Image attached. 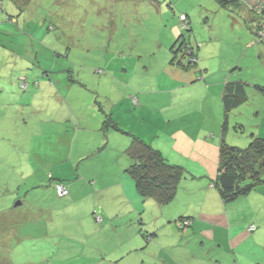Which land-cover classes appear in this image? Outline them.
Masks as SVG:
<instances>
[{
  "label": "rangeland",
  "instance_id": "1",
  "mask_svg": "<svg viewBox=\"0 0 264 264\" xmlns=\"http://www.w3.org/2000/svg\"><path fill=\"white\" fill-rule=\"evenodd\" d=\"M249 11L245 4L226 8L218 0H0V264H40L41 247L54 238L65 240L60 254L64 245H68L70 257L75 261L76 245L70 238H98V234L83 236L82 210L75 213L72 210L71 218L54 222L48 220L51 214L49 218L33 220L41 213L35 211L44 205L64 207L52 194H44L52 189V176L69 181L75 190L90 196L91 181L100 175L97 189L111 186L119 162L124 161L123 149L116 151L117 146H109L108 150H100L96 146L95 140L102 134L91 130L96 128L97 121L90 120L95 127L90 126L91 130H78V122L67 125L54 122L74 114L76 107L71 111L67 108L73 105L70 98L80 93L85 104L93 96L92 104L106 105L125 129L155 146L160 139L155 125L161 122L151 120L152 110L162 109L166 113L170 107L180 111L193 107L196 114H189L193 118H186L185 126L193 125V130L198 127L194 124L206 120L207 132L202 140L182 133L178 143L182 147L174 149L179 156L203 165L207 172L200 173L199 165L192 162L191 169L184 165V160L182 164L179 162L186 167L188 177L180 184V202L189 203L185 195L189 188L194 204H200L199 209L210 205L222 209L225 226H219L220 222L212 217V222L204 220L207 225L201 227L200 234L206 238H231L243 260L264 264L254 258L256 254L264 256V184L231 201L223 200L217 188L211 187L214 193H208L210 179L216 175L211 168L216 166L214 160L219 157L221 141L222 123L218 122L223 120L224 113L220 94L228 81L249 84V100L231 113L232 123L225 138L229 143L246 147L252 133L264 134V96L252 86H264V40L250 29L258 18L256 11ZM251 41L254 43L250 46ZM195 53L198 64H192L189 70H177V82H170L171 59L190 56L191 64ZM203 74L207 80L191 82ZM23 83L25 90L20 87ZM183 84L187 87L181 91L186 96H179L175 92ZM122 91L131 103L113 105L124 95ZM139 95L147 102L143 110L132 107ZM155 95H162L165 102H148ZM139 104L144 103L140 100ZM127 109L138 111L135 115L141 119L140 124L123 119ZM168 122L166 119L162 126L166 134L173 131ZM160 143L165 152L164 146L169 142ZM82 153L91 154H85L79 162ZM201 156L200 161L194 159ZM198 173L199 176L193 177ZM82 182L87 185H81ZM117 196L101 192L96 199L109 207ZM95 197L91 195L86 200L93 202ZM202 197L207 199L206 204ZM80 201H68L66 206L71 208ZM143 202L140 213L147 222V231L152 233L146 235L142 220L143 238L189 237L190 231L182 232L175 223L163 224L167 227L159 230V234L153 233L155 215H160V211L154 199ZM170 207L163 208L165 220ZM16 223L18 238L12 240ZM244 238L261 239L256 240L255 251H244L238 243V239ZM226 248L227 245L221 247ZM225 254L231 264L238 262L232 250L226 249ZM56 261L65 263L69 261L68 255L62 254Z\"/></svg>",
  "mask_w": 264,
  "mask_h": 264
},
{
  "label": "crops",
  "instance_id": "2",
  "mask_svg": "<svg viewBox=\"0 0 264 264\" xmlns=\"http://www.w3.org/2000/svg\"><path fill=\"white\" fill-rule=\"evenodd\" d=\"M251 42L254 43V41ZM251 42L249 44H253ZM169 67L171 72L168 73L169 74L168 80L170 79V82H177L176 78L178 74H175V72L177 70H182L181 67L177 66L176 64L173 65L171 63L169 64ZM193 76L195 77V75ZM202 76L203 77L201 78H197V79L195 78V80H192L191 82H197L196 80L202 82L201 81L202 79L203 81L207 80V76L205 74H203ZM183 82H188V81L183 80ZM186 87L187 86L183 84V88L178 87L177 88L178 91L175 93H177L179 96H186L181 91ZM200 88L202 87L200 86ZM222 93L223 90L220 94V99H222ZM122 95H123L122 97L116 99L115 105H119L121 100H123L125 106L126 104L128 106L131 103V99L127 98V95L124 93V91H122ZM150 99H152L148 101L150 103L159 100H161L162 103L165 102L164 100L165 98L162 95H155ZM137 100L138 103L134 105V108L141 107L143 110L147 102L143 100L141 95L137 97ZM140 100L144 104L142 105L139 104ZM132 107H133V103H132ZM124 112H125V114L123 115L124 120H127V122L136 121L137 123L140 124L141 119H139L135 115V113H137L138 111H130L127 109ZM193 112L195 115L196 112L195 109H193V107L186 111H180L177 109V107H170L169 111H167L166 113L162 109H155L152 110L151 112V118H152L151 120L154 119L153 122L155 123L161 122L159 125H155V128L157 127L160 134V139H158V143H157L158 145H156V147L160 148L159 144H161L160 143L161 141L162 142L168 141L169 143L167 146L163 145L165 147V152L161 148L160 149L163 151L164 155H166L170 159L172 163L179 164L180 162L182 164L184 160L186 162L184 165L187 164L186 165L187 168L191 169L189 165L192 162L196 165H199L197 170L200 173L201 172L203 173L205 171V167L203 165L193 162L191 161V159H187L184 156H179V154L174 149V147L176 149L178 147V150H180L179 148L182 147L178 145L182 133L191 134V136L192 137L194 136L193 138H195L196 140H202L203 136L205 135V132H207V129L204 128V125L207 122L206 120L194 124L197 125L198 127L193 130H192L193 125L189 127L185 126V119L193 118V116L189 115L192 114ZM167 115H170L171 117ZM166 119L169 121L168 124L171 127V129H173V131H171V133L169 134H166V128L162 127L164 125L163 122ZM201 119L204 118L201 117ZM92 121L94 122L95 120ZM119 121L121 120L119 119ZM222 121L218 122V124L220 125ZM77 122L78 123L81 122L80 124H82L83 120H78ZM98 122L96 124L98 127L96 125H95L96 128L91 126V128H95L92 129V132L94 133L100 131V125L98 124ZM231 123L232 120L230 118V124ZM83 126L84 125L82 124L81 127ZM181 126L183 128H181ZM220 126H222V124ZM78 128L80 129V126ZM229 130H230V126L228 132ZM193 131H195L196 133L194 134ZM108 134L109 135L107 136V138L104 137L102 134L99 139L95 140L96 146H98V148L104 147V145L106 144L105 147L117 146L116 151L122 150L129 141L127 135H123L121 133L119 134L118 132H114V131H110V133ZM119 135H123V136H119ZM248 141L249 139H247V142ZM93 145H95V142L93 143ZM186 153L190 155L189 152L186 151ZM85 154L89 156V154L91 153H82L79 156V162L82 161L83 156ZM197 158L198 159L196 158L194 159L200 161L202 156ZM214 161L217 166L219 162V157L217 156ZM119 164H120L119 171H117V175L115 173L113 174L115 176V180L113 181L111 186L102 185L101 190L100 189L98 190L97 186L98 184H100L99 181V179H101L100 175L96 178L95 181L94 180L91 181V184H93L92 185L93 190L91 195L96 196L93 202H89L86 200V198L91 196V195L89 196L90 193H84L83 191H79L78 189L75 190L73 188V185L71 183L69 184L68 181H64L67 184H69V188H70V195L67 197H58L56 192L53 190V188L49 191H45L44 193L45 195L52 194L54 198L58 200L57 202H59L64 207H60L59 205L57 206L53 204V207L51 208L49 205H44L43 207L35 211L36 213L38 212L41 213L38 216L36 215L33 220H35L38 217L46 218L47 216L49 218V214H51L50 218L47 219L51 220V222H54L55 220L63 219L64 217L71 218L69 215H71L72 210L74 211V213L75 211L77 212L82 210L85 211V215L82 222V229L84 233L83 236H95L98 234V238H70V239H74L73 241L76 245L73 248L74 250H76L75 261L73 258L70 257V252L72 251L70 250L68 245H64L63 251L61 250V254H60L61 243L65 241L63 238H58V239L54 238L50 241H46L47 243L44 242V245L41 247V251H43V254H42V258L38 260L40 261V264H42V262L44 264H54V263L55 264H231L230 260L225 258L227 257V255L225 254L226 249L232 250L234 253H236L237 261H238L236 264H250V261H246L245 259L243 260L238 255L231 238L230 239L206 238L204 234H200V231H202L201 227L207 225V222L204 220H209V222H212V219H210L212 217H216V220L220 222L218 224L219 226H225V224L222 222L224 221V217L222 213L223 211L222 209L218 208L216 205H210L209 207H206V209L204 207L199 209L200 204L199 205L194 204V201L191 198V192L188 191L190 190L189 188H187L188 190L186 191L185 194L189 198V203L184 204L180 202L181 199H180V191H179L177 200L172 204L169 212H167L166 214L167 216L166 220L164 218L163 209L158 207V210L160 211V215H155V214L154 215L155 218L158 219L159 221H156V227L154 228L155 231L153 232L159 234L158 232L159 230H161L164 227H167L164 226L163 224H169V226H173V223H176L179 216L185 215V216H189L193 220L191 227H189L188 230L186 231V232L190 231V234L187 235L189 237L188 238H149V237L143 238L144 235L142 234V229L140 228V225L143 224V221L145 222L144 231L146 235L148 233H151L147 231L148 229L147 222L140 213L142 212V206L144 203L143 201H147V199L142 198V196L138 193L135 187L134 181L126 173V167L129 164L127 159H124L123 162H119ZM184 165L182 166L186 169ZM216 166L215 168L214 167L211 168V170H214L213 175L217 173L218 166L217 169ZM197 176H199V173L197 175L195 174L193 175V177H197ZM81 185L85 186L87 185V183L82 182ZM211 187L214 186L211 185L210 188ZM193 190L196 193V189L194 188ZM101 192L118 194L119 196L116 197V200L113 205L107 207L101 202L98 203L96 199L98 197V194ZM208 193L209 194L214 193V189L211 188L210 192ZM80 199H82V201L79 202L80 204H76L73 207L70 206L71 208H68L66 206L68 204V201L75 202ZM122 199H125V201L124 202L120 201ZM202 199H204L205 201V203L203 204H206L207 199L203 197ZM139 216H141V219L139 218ZM137 223L138 226L135 225ZM17 225L18 223L15 224L16 227ZM218 225L214 224L215 227ZM249 229L251 230L250 227ZM199 234L201 235V238L197 236ZM110 236H113V238H108ZM192 236L198 238H193ZM260 239L261 238H244L242 240L238 239V243H241L239 245V248L244 251L246 250L255 251V248L257 247L256 240L259 241ZM77 245H81L82 249L79 250ZM225 245H227V248L221 249V247H224ZM221 251L224 252L222 254H218V252ZM62 254H67L69 261H66L65 263H60L59 261H56V259L58 257H61ZM261 257H263V259H261ZM254 258L258 260L257 262L264 263V256L256 254L254 255Z\"/></svg>",
  "mask_w": 264,
  "mask_h": 264
},
{
  "label": "trees",
  "instance_id": "3",
  "mask_svg": "<svg viewBox=\"0 0 264 264\" xmlns=\"http://www.w3.org/2000/svg\"><path fill=\"white\" fill-rule=\"evenodd\" d=\"M224 7L231 8L232 5L239 7L241 1L235 0H218ZM257 5V4H256ZM247 7V6H246ZM251 11H259L257 6L254 8L251 6ZM264 12V11H263ZM258 13V12H257ZM255 13L257 17L256 23L250 27L251 30L256 32L258 38L259 33L263 29V22L261 14ZM188 18L186 15L182 14ZM188 28V27H187ZM261 40V38H260ZM263 41V40H262ZM252 44H250L251 46ZM185 45H183V49ZM173 51L174 49L171 48ZM174 52V51H173ZM192 53L193 50L189 49ZM193 63L190 64V59L187 56H183L181 59H177L176 56L171 59V64L181 67V69L189 70L192 64H198V55L195 53ZM189 59V60H187ZM72 80V77H69ZM78 83V82H73ZM80 83V82H79ZM247 83L241 80L228 81L224 86L222 93V106H223V121L221 126V141L219 147V162L218 170L214 178L210 179L211 185L217 188L221 194L222 199L225 201H231L249 193L254 187L260 184H264V135L253 134L249 139L248 146H237L229 143L225 138L229 126H230V115L237 108L242 106L249 100ZM251 85V84H250ZM255 91L264 96V86L252 85ZM20 87L26 89V84ZM253 88V89H254ZM79 95V96H78ZM73 105L71 108H67L69 111L72 110L73 106L76 107L74 114L66 115L63 121H54L57 123H63L67 125V122H75L83 120L82 124L77 123V129H90V120H95L100 125V134H103L107 138L110 131L118 132L119 134L128 136V143L123 149L124 159L129 162L126 167V173L132 178L135 183V187L138 193L144 199H154L159 208H165L172 206L177 200L180 189V184L183 178H186V169L179 164L172 163L170 159L164 155L163 151L155 145L147 142L141 136L134 132L125 130L123 124L118 119H115L112 111L108 112L106 105L99 106L92 104L93 96L88 97V104L84 103L83 93L75 94L72 96ZM68 97L66 96V99ZM79 98V101H78ZM133 100V98H132ZM77 101V103L75 102ZM113 102V101H112ZM97 103V102H96ZM138 103V102H137ZM115 105V103H112ZM123 100L119 103L121 105ZM112 105V106H113ZM133 103V107H134ZM74 120V121H70ZM236 124V123H235ZM238 126L242 125L237 123ZM65 125V129L68 130V126ZM90 125V126H88ZM80 126V129L78 128ZM91 130V129H90ZM92 131V130H91ZM246 143V144H247ZM101 147L100 150H108V147ZM188 178V177H187ZM53 183V190L56 192L58 197H67L70 195L69 184L64 182L62 179H55L53 176L50 178ZM69 182V181H68ZM65 186L68 193L64 196L59 195L58 186ZM23 205L24 201H20ZM20 205V206H21ZM159 221L158 219H155ZM193 220L189 216L181 215L176 221V225L182 232H185L191 227ZM19 225V224H18ZM17 225V227H18ZM16 227L15 236L18 238V228ZM252 229V227H250ZM150 238V237H149Z\"/></svg>",
  "mask_w": 264,
  "mask_h": 264
},
{
  "label": "built area",
  "instance_id": "4",
  "mask_svg": "<svg viewBox=\"0 0 264 264\" xmlns=\"http://www.w3.org/2000/svg\"><path fill=\"white\" fill-rule=\"evenodd\" d=\"M235 1H241L242 4H245L249 10L252 9L251 6L254 8L257 6L259 11H257L259 14L262 16V22H263V29L259 33V36L261 40H264V0H235ZM257 4V5H256ZM253 43V42H252ZM58 193L61 196H64L68 193L67 189L65 186L59 185L58 186Z\"/></svg>",
  "mask_w": 264,
  "mask_h": 264
}]
</instances>
